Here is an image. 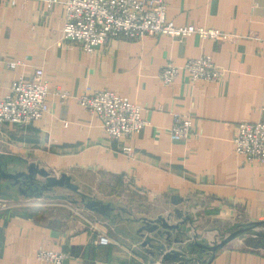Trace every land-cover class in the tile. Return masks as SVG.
<instances>
[{
  "label": "crops",
  "instance_id": "1",
  "mask_svg": "<svg viewBox=\"0 0 264 264\" xmlns=\"http://www.w3.org/2000/svg\"><path fill=\"white\" fill-rule=\"evenodd\" d=\"M12 1L0 0V96L14 79L31 80L42 66L49 110L25 126L0 122L4 168L26 171L34 164L54 176L67 174L111 210L90 209L80 199V216L68 207L62 214L56 204L26 202L35 196L4 179L0 264H53L37 257L41 248L65 252L64 264H182L143 245L145 218H186L182 229L161 238L165 251L184 250L189 237L215 243L238 224L264 220V162L238 155L233 141L240 122L264 117V0H167L175 25L201 24L232 36L148 34L114 38L94 51L63 38L67 0ZM203 54L224 69L219 80L193 81L186 69L171 84L159 76L162 67ZM7 61L22 63L9 68ZM97 89L140 104L149 123L133 135L110 137L101 116L77 98ZM64 91L69 95L62 98ZM175 113L193 121L187 139L171 136ZM124 145L133 153L123 152ZM176 195L183 201L174 203ZM101 234L112 241L99 242ZM187 255L195 257L187 264H264V248L238 237L215 253Z\"/></svg>",
  "mask_w": 264,
  "mask_h": 264
},
{
  "label": "built area",
  "instance_id": "2",
  "mask_svg": "<svg viewBox=\"0 0 264 264\" xmlns=\"http://www.w3.org/2000/svg\"><path fill=\"white\" fill-rule=\"evenodd\" d=\"M16 0L12 2L15 3ZM57 2L58 0H48ZM167 33L186 37L198 33L203 38H230L232 34L219 28L188 23L175 25L167 18V0H67V15L63 38L76 43L81 49L94 51L97 46L114 38L140 39L145 35ZM22 61H7L14 68ZM186 69L193 81L204 79L217 81L224 69L215 63L209 54L190 58L182 66L169 64L159 72L162 81L171 84ZM0 81V89H1ZM49 82L44 68L37 66L31 80L22 76L12 81L10 90L0 96V122H12L22 126L31 124L49 110L47 96ZM69 95L61 92L62 98ZM78 101L91 112L98 113L103 120L105 132L113 138L140 132L148 123L143 116V107L114 91L97 89L77 96ZM191 117L174 114L171 136L175 140L187 139L192 131ZM235 150L246 160L264 162V117L260 121H242L237 125L234 138ZM123 152L133 153L131 145H124ZM91 222V221H90ZM112 239L101 234L99 242ZM67 254L52 249H39L37 257L53 264H64Z\"/></svg>",
  "mask_w": 264,
  "mask_h": 264
},
{
  "label": "water",
  "instance_id": "3",
  "mask_svg": "<svg viewBox=\"0 0 264 264\" xmlns=\"http://www.w3.org/2000/svg\"><path fill=\"white\" fill-rule=\"evenodd\" d=\"M38 175H42L45 178V181H41L42 183L36 186L34 185V180L35 178L38 179ZM4 179H7L14 184H20L19 190L21 193L26 190L23 184H28V188L36 190L38 189L40 191H50L56 186L69 188L70 190L81 195L82 201L88 208L110 215L111 203H105L103 200L90 197L88 194L82 192L79 184L74 182L67 174H63L59 177L54 176L47 169L34 166V164H30L26 171H7L4 168L3 160L0 156V189ZM173 201L174 203L178 204L183 201V199L182 197L176 195L173 197ZM174 211L179 216H182V211L179 208H176ZM171 217L172 213H169L168 216L159 215L153 219L145 218V223L141 228L147 231V233H145L143 245H150L159 249L162 253H164V258L166 260L170 258H177L181 260L182 264H187V262L192 261L195 258L189 257L187 252L197 253L198 250L201 249L208 251L209 253H215L216 250L222 248L237 237L245 245L264 248V220H257L236 225L233 229L229 230L223 239L218 242L211 244L204 243L189 237V239H191V243L184 250L180 249L165 251V243L161 241V238L165 234L170 235L171 229L173 228L182 229L181 224L186 221V218H183V220L178 223H172Z\"/></svg>",
  "mask_w": 264,
  "mask_h": 264
},
{
  "label": "rangeland",
  "instance_id": "4",
  "mask_svg": "<svg viewBox=\"0 0 264 264\" xmlns=\"http://www.w3.org/2000/svg\"><path fill=\"white\" fill-rule=\"evenodd\" d=\"M41 181H45V178L40 175L38 177ZM125 183V182H124ZM126 184V183H125ZM37 197V198H36ZM81 195L77 192L70 190L69 188L63 186H56L54 189L45 192L44 196H35L34 198L27 200L26 202H31L35 204V202H43L44 205H57V209L60 210V213L64 214L65 210L70 208L71 213L74 215H79L80 211L84 210V206L80 201ZM14 200V199H13ZM13 200L6 199L5 202L7 204L14 203ZM77 201V202H76ZM33 206L32 203H28L26 207ZM10 208V206L8 207ZM80 216V215H79Z\"/></svg>",
  "mask_w": 264,
  "mask_h": 264
},
{
  "label": "trees",
  "instance_id": "5",
  "mask_svg": "<svg viewBox=\"0 0 264 264\" xmlns=\"http://www.w3.org/2000/svg\"><path fill=\"white\" fill-rule=\"evenodd\" d=\"M43 182V181H42ZM40 179L35 178L34 180V185L38 186L39 184L42 183ZM29 183V182H28ZM18 188L20 187V184H17ZM24 188L26 189L22 194L28 197L31 196H36V195H40L43 196L45 194V192H47L48 190H36V189H32V188H28V184H23ZM20 191V190H19Z\"/></svg>",
  "mask_w": 264,
  "mask_h": 264
}]
</instances>
